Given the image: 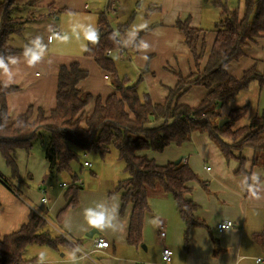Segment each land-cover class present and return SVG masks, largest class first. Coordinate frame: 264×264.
Wrapping results in <instances>:
<instances>
[{
  "label": "trees",
  "instance_id": "trees-1",
  "mask_svg": "<svg viewBox=\"0 0 264 264\" xmlns=\"http://www.w3.org/2000/svg\"><path fill=\"white\" fill-rule=\"evenodd\" d=\"M210 2L221 11L222 19L215 26L216 37L203 67L205 32L192 27L190 18L178 20L174 25L184 36L197 73L187 77L178 73V83L168 90L163 104L153 103L146 91L139 90L141 78L132 82L119 75L111 56L113 53L121 57L128 54L119 39L126 35L123 32L126 25L120 26V35L116 34L107 20L106 12L98 20L101 39L84 53L103 70L105 79L114 89L106 98L95 97L80 88L89 72L81 68L78 62H73L59 69L56 107L53 110L47 114L39 108L34 116V107H30L17 119L11 120L7 96L18 88L7 87L0 82V155L11 171V178L20 180L16 151L23 149L30 155L34 141L41 131H45L50 135L45 151L49 175L65 173L72 180L65 195L67 205L57 216L58 223L62 222L67 211L80 205L81 187L78 186L79 179L72 165L80 163L87 153L95 152L105 158L114 148L118 159L125 164L128 177L118 183L114 193L120 194L121 217L131 209L127 244L135 248L143 244L144 223L150 214L149 199L152 195L169 198L175 203L186 227L183 234L185 251L189 246L191 230L202 228L211 234L207 223L196 216L198 206L188 197L192 192L191 183H199L206 192L209 191L208 183L201 181L186 162L160 166L148 157L147 152L162 153L171 144L182 146L191 141L193 133L198 132L208 136L227 162L240 160L235 158L232 149H250L253 151L251 165L264 170V111L237 131L233 127L245 116L247 107L232 110L226 118L219 111L241 92L247 91L251 83L257 82L260 88H264V69L259 72L254 65L245 70L240 78L226 71L230 63L244 57V48L249 43L264 38V0H244L243 16L239 15L238 9L230 10L220 0ZM111 4L117 8L115 0L109 1V7ZM25 9V6L18 4V0L0 1V59L4 64L10 55L21 52L11 47L10 41L13 36L22 34L23 29L18 24ZM141 34L133 46L138 44ZM192 87H203L208 93L196 107L180 104L179 99ZM90 104L94 105L93 110L87 114L86 108ZM222 119L229 120V123L220 127ZM226 138L231 139L234 145H229L224 140ZM244 167L241 161L236 173L246 174ZM0 182L8 189L15 190L1 173ZM47 215L33 210L18 231L5 236L0 234V264L35 262L38 257L24 259L30 246H46L54 250L60 246L71 248L58 234H51L52 230L46 222L50 221ZM212 241L213 255L217 257L221 253L219 241L213 236Z\"/></svg>",
  "mask_w": 264,
  "mask_h": 264
},
{
  "label": "crops",
  "instance_id": "crops-1",
  "mask_svg": "<svg viewBox=\"0 0 264 264\" xmlns=\"http://www.w3.org/2000/svg\"><path fill=\"white\" fill-rule=\"evenodd\" d=\"M109 1L18 0V4L26 8L30 7L28 6L30 3L33 4V11H37L40 16H43L41 18H45L46 13V15L50 13L53 16L61 12L73 13L72 15L81 14L83 11L89 10L91 5L93 10H98L101 15L106 12ZM115 2L117 3L116 13L119 15L120 12L126 10L123 3L126 2L127 4L128 0H115ZM136 2L139 1H131L130 7L135 6ZM148 4L144 16L145 25L119 38L128 53L121 58L131 61L132 69L136 74L134 79L138 81L141 78L140 84L144 85L143 91L149 94L152 102L163 104L168 95V90L173 89L178 83V73L183 77L189 76L192 72L197 73L192 55L185 45L184 36L174 27L175 23L178 20L184 21L190 18L192 27L205 32L206 53L201 63V67H203L216 37L215 26L222 19V15L221 11L214 7L210 0H149ZM44 10L47 12L40 13ZM129 14H132L134 18L137 17L134 10H130ZM154 15L157 16L155 20ZM106 17L112 26L109 17ZM54 29L60 32V29ZM140 31L142 34L138 44L133 46ZM60 34L58 40L62 39V33L60 32ZM75 38L85 39L81 36ZM54 42L55 40L52 43ZM80 43L84 44L83 42ZM82 48V55L80 56L51 55L45 59L39 57L34 63L31 62V58L30 60L27 59V53L23 49H18L21 52L8 57V61L5 63L6 67L0 68V82L7 87L18 88L7 96L8 114L11 120L17 119L30 107H34L36 114L39 108L47 114L53 110L56 107L59 69L61 66L73 62H78L81 68L89 72L88 78L80 85L83 91L102 98L113 93L114 89L109 80L105 79L106 74L93 59L84 56L85 48ZM10 58L15 59L12 61ZM254 65L259 72H263L264 38L249 43L244 48V57L237 62L230 63L226 67V71L230 75L240 78L245 70ZM36 71L41 73H36ZM251 84L250 89L254 88L255 90V87L260 89L258 83V85ZM248 92L249 89L241 92L234 101L220 108L221 116L226 118L232 110L243 107H247L248 112L249 107L244 104L247 102L246 99H238ZM207 93L208 91L203 87H192L179 99V103L196 107ZM261 93H264V88H261ZM232 103H234L233 106H231ZM93 106L90 104L86 108L87 114L92 112ZM261 108H263V112L264 103L260 99V105L256 112L260 111L257 113L258 115L253 117L260 116ZM212 143L206 134L196 132L192 134L191 141L181 147L171 144L166 149V156L161 162L152 158L155 154L151 152L146 154L149 158L155 159L158 164H162L164 161L165 164L175 163L180 158L185 159L192 170L204 182L208 183V192L199 183H191L192 192L188 197L198 206L196 216L207 223L212 236L219 241L221 253L217 257L213 255L214 243L211 234L202 228H195L190 231L189 246L186 251L184 250L185 223L180 218L175 203L171 200L160 199L156 208H152L151 202H149L150 214L146 216L143 229L144 243L135 248L127 244L131 209L127 210L124 217L119 215L120 197L111 200V202L107 201L106 211L93 212L89 205H83V197L86 196L83 193L79 199V208L69 212L60 223L63 227V233L78 244L79 249L90 254L89 259H82L80 251L74 248L80 255L79 260L83 264H264V170L262 167L251 165L253 151L246 149L244 150L248 160L244 167L246 174H237L240 165L235 160L227 162L216 145ZM27 155L23 149L16 151L21 177L18 181L23 182L20 184L11 178V171L6 166L5 161L0 160V173L17 190H10L4 183L0 182V234L2 236L18 231L28 221L29 214L33 210L47 213L56 219V214L68 202L66 199L64 200V194L54 200L47 197V204L41 202L42 189L39 185L41 186L50 176L48 163L44 155H42V159L37 157L36 161H31ZM25 161L27 162L24 166ZM207 168L210 170L208 171ZM251 188L256 191L255 195L250 190ZM37 190H40L39 199L35 198L34 195ZM44 191L46 192V190ZM88 211L103 214L106 218V225L100 228L91 226L86 218ZM226 221L234 222L235 228L219 232L217 225ZM92 230L99 232L93 238L101 237L110 243L108 249L92 250L93 238L86 236ZM162 232H165V237H161ZM164 248H169L173 252L169 263H164L162 260ZM64 256L63 254L62 257ZM76 259L78 260V257ZM258 259L262 261L257 262Z\"/></svg>",
  "mask_w": 264,
  "mask_h": 264
},
{
  "label": "rangeland",
  "instance_id": "rangeland-1",
  "mask_svg": "<svg viewBox=\"0 0 264 264\" xmlns=\"http://www.w3.org/2000/svg\"><path fill=\"white\" fill-rule=\"evenodd\" d=\"M131 1L133 0H128L127 4L126 2L123 3V6H125L126 10L120 12L119 15L118 13H116L117 11L115 12L109 11L108 13H106V15L109 17L112 23L111 28L118 35H120V26L122 25H126V28L123 29L124 34H129L130 31L137 30L141 28L142 25H145L146 20H144V16L149 6L148 4L149 0H143V1L137 0L139 2H136L135 6L130 7ZM220 1L228 9L230 10L238 9L239 15L240 16L244 15L245 13L244 0H220ZM140 2L142 5L140 4ZM33 8L34 6L31 5L29 8H26L24 10L22 17H20L21 23L18 24L19 27L23 29V32L21 35L13 36L10 41V46L13 48L23 49L24 51L26 48L28 49L26 55L27 59L30 60L31 58L30 56H32L33 52L37 53L40 59H45L50 57L51 55H58V54L80 56L82 55L81 54L83 49L82 47H84L86 51L89 46L93 47L96 45V42L90 37L89 33L98 32L97 20L99 18L100 12H98V10L96 9L93 10L92 5L89 10L83 11V13L81 14L76 13L74 15H72L73 13L71 14L68 12L67 13L61 12L56 16H53V14L50 13L46 15L47 11L44 10L43 12L40 13H46L45 14L46 17L44 16L45 18H41V19H39L40 18L39 13L37 11H33L34 10ZM130 10H134L136 12L137 14L136 18H134L132 14H129ZM156 17L157 16L154 15V20ZM54 28L60 29V32L62 33V37H61L62 39L61 40L57 39L55 40L54 43H48V32ZM141 32L142 31H140L138 34L140 35ZM79 36L85 37V39L79 38ZM75 37H78L80 40L82 39L84 40L80 41ZM80 42H83L84 44H81ZM111 58L115 62L119 75H121L122 77L126 76L127 78H130L131 81L133 82L137 81L134 79L136 74L134 73L135 71L132 69L133 65H131V61H128L127 59L126 60L122 59L118 53H113ZM63 59H67V58H63ZM36 73H41V72L36 71ZM253 84H257V83L253 82ZM250 86H252V84ZM139 90L140 91L144 90L143 84L139 85ZM242 98L246 99L247 102L244 101L245 102L244 104L248 105L249 108L245 117L241 121L235 124L234 126L235 129L233 128V130L236 131L238 130L236 128L248 124L251 121V118L260 111L259 110L258 112H256L257 107H259L260 105V99L261 102L264 103V93H261V88L259 89V87H255V90L254 88L253 89L249 88L248 93L243 94L241 97H238L239 100ZM233 105L234 103L231 104V106ZM262 110L263 108H261V112ZM34 116H36L35 111H34ZM49 140H50L49 133L45 131H41L39 137L33 143L34 146L31 154L27 155L29 156L31 161L34 160L36 161L37 157L39 159H42L43 158L42 155H44L45 158V151L49 143ZM224 140L229 145H234V142L231 141V139L226 138ZM177 147H181V146H177ZM166 149L162 153L151 152L152 154H155L152 158H156L160 162L163 161L166 156L165 154ZM232 151L235 154V158L240 159L239 161L236 159L233 160H235L239 165H241V161H242V163H244L245 166L248 160L246 158L247 156L244 153V150L237 151L232 149ZM0 160L2 162L4 161L1 155H0ZM153 160L155 161V159ZM86 161L91 164L90 167H84V162ZM182 161L184 163L186 162L185 159H182ZM26 162L27 161H25L24 166L26 165ZM165 163H166L165 161L162 164L161 163L158 164L156 162V164L160 166L168 164ZM72 167L74 173H76L79 179L78 186L81 187L80 197L83 193L86 194V196L83 197V205L85 206L89 205V208L93 212L106 211L105 210L106 202L107 201L111 202V200L120 197V194L114 193V190L117 187L118 183L128 177V174L125 171V164L118 159V153L114 148L111 150V153L107 155L105 158H102L98 153L95 152L84 154L81 158L80 163H73ZM24 174H25V170H24ZM198 177L201 181H203L200 176ZM16 182L17 183L19 182L18 184L23 183L22 181H16ZM63 183L67 184L68 186L72 184V180L68 174L63 173L59 175L49 176V178L41 186L39 185V187L42 190H46V197L54 200L61 197L64 194L63 198L65 200L67 188L63 189L61 187ZM39 191L40 190H37L34 193L35 198L37 199L40 198ZM160 199L163 200V198H161L160 196H156V195L150 196L149 202H151V207L156 208L158 202H160ZM165 199L171 200L169 198H165ZM79 206L76 209H78ZM76 209H71L67 211L63 219L66 218L69 212ZM59 213H57L56 215L58 216ZM42 214L45 213L43 212ZM57 216L56 219H54L48 215L50 221H46V222L48 223V227L52 230L51 234L53 236H56V234H58V236H60L62 239H65L68 242L71 248L69 249L67 247L60 246L58 250H54L46 246H30L27 248L24 254V259L31 260L35 257H38V259L35 262H30L26 264H83L82 261L79 260L80 255H78V252L74 250L75 248L74 246H78V244H76L69 236H67V234L63 233L62 230L63 227L60 223L57 222ZM70 241L74 243V246ZM63 254L65 255L64 257H62ZM77 257L78 260L76 259Z\"/></svg>",
  "mask_w": 264,
  "mask_h": 264
},
{
  "label": "built area",
  "instance_id": "built-area-1",
  "mask_svg": "<svg viewBox=\"0 0 264 264\" xmlns=\"http://www.w3.org/2000/svg\"><path fill=\"white\" fill-rule=\"evenodd\" d=\"M116 9H117L116 5H114V4H111L110 7L108 5V8H106V13H108L109 11H116ZM60 36H61L60 32L55 30V29H53V30L50 31V34L48 36V42L52 43L54 40L58 39ZM100 39H101L100 38V33L97 32L96 33V39L94 41L97 43V42H99ZM120 53H123V51H121ZM108 54H110V52H108ZM90 166H91L90 163L84 162V167H90ZM207 170L209 171L210 168H207ZM61 186L63 188H67L68 187V185L65 184V183H63ZM41 192H42L41 202L43 204H47L48 199L46 197V192L44 190H41ZM233 228H235V224L232 221H226V222H223V223H220V224L217 225V230L219 232H222V231L227 230V229H233ZM165 236H166L165 232H162L161 233V237H165ZM70 242L74 246V243L72 241H70ZM74 247L80 251L82 259H89L90 258V254L89 253L84 252L83 250L79 249L78 246H74ZM109 247H110V243L107 240H105L104 238L95 237V238L92 239L91 248H92L93 251H95V250H105V249H108ZM172 256H173V252H172L171 249H169V248H164L163 249L162 260L164 261V263L171 262ZM258 261L261 262L262 260L258 259L257 262Z\"/></svg>",
  "mask_w": 264,
  "mask_h": 264
},
{
  "label": "clouds",
  "instance_id": "clouds-1",
  "mask_svg": "<svg viewBox=\"0 0 264 264\" xmlns=\"http://www.w3.org/2000/svg\"><path fill=\"white\" fill-rule=\"evenodd\" d=\"M90 37L95 40L96 39V33L95 32H91L89 33ZM28 52V49H25V53ZM15 58H10V60L14 61ZM39 59V56L37 53L33 52L32 56H31V62L34 63L36 60ZM6 65L4 64L3 60L0 59V68H5ZM253 192V195L256 194V191L254 190V188L250 189ZM86 218L88 220V223L93 226V227H103L106 225V218L103 214H96V213H92L91 211H88L86 213ZM259 262V261H258Z\"/></svg>",
  "mask_w": 264,
  "mask_h": 264
},
{
  "label": "water",
  "instance_id": "water-1",
  "mask_svg": "<svg viewBox=\"0 0 264 264\" xmlns=\"http://www.w3.org/2000/svg\"><path fill=\"white\" fill-rule=\"evenodd\" d=\"M226 123H229V120L222 119V120H220V122H219V126H220V127H223ZM181 161H182V159L180 158L177 162H175V164L178 165V164L181 163ZM97 234H99V232H98L97 230H92V231H90L89 233H87L86 236H87L88 238H93V236H94V235H97Z\"/></svg>",
  "mask_w": 264,
  "mask_h": 264
}]
</instances>
